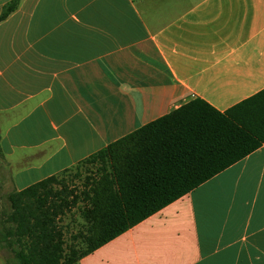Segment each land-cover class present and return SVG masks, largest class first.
Here are the masks:
<instances>
[{
	"label": "crops",
	"instance_id": "crops-1",
	"mask_svg": "<svg viewBox=\"0 0 264 264\" xmlns=\"http://www.w3.org/2000/svg\"><path fill=\"white\" fill-rule=\"evenodd\" d=\"M262 92L264 0H20L0 23L8 196L191 101ZM79 264H264V146Z\"/></svg>",
	"mask_w": 264,
	"mask_h": 264
},
{
	"label": "trees",
	"instance_id": "trees-1",
	"mask_svg": "<svg viewBox=\"0 0 264 264\" xmlns=\"http://www.w3.org/2000/svg\"><path fill=\"white\" fill-rule=\"evenodd\" d=\"M262 146L264 92L224 113L191 101L75 166L98 165L80 188L60 174L11 193L0 211L7 264H79ZM75 208L85 226L68 244L61 222Z\"/></svg>",
	"mask_w": 264,
	"mask_h": 264
},
{
	"label": "rangeland",
	"instance_id": "rangeland-1",
	"mask_svg": "<svg viewBox=\"0 0 264 264\" xmlns=\"http://www.w3.org/2000/svg\"><path fill=\"white\" fill-rule=\"evenodd\" d=\"M20 0H16L10 4H8L2 14L0 15V23L6 20L17 8ZM12 9V11H11ZM2 160H0V180L4 178V173L2 172ZM98 169V165H82L78 167H74L67 171L65 174H61L60 178L64 180V182L71 186L80 188L85 181L86 177L94 174ZM11 192V187L9 182L3 179L0 186V211L5 212L9 208L8 204V194ZM61 225L66 230V239L68 244L73 242L72 236L76 237L79 232L84 231L85 224L80 215V209L75 208L71 213H68L61 222ZM78 248H84L82 242L80 240L75 242Z\"/></svg>",
	"mask_w": 264,
	"mask_h": 264
}]
</instances>
